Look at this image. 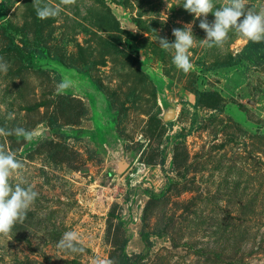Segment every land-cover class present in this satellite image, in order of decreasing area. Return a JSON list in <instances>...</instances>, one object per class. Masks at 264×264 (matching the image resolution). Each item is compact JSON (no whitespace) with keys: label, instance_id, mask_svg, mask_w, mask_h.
Wrapping results in <instances>:
<instances>
[{"label":"rangeland","instance_id":"obj_1","mask_svg":"<svg viewBox=\"0 0 264 264\" xmlns=\"http://www.w3.org/2000/svg\"><path fill=\"white\" fill-rule=\"evenodd\" d=\"M42 2L60 14L0 0V127L33 133L0 146L38 193L0 264H117L125 239L128 264H264V63L223 66L249 40L209 48L195 20L184 72L157 42L194 20L183 0Z\"/></svg>","mask_w":264,"mask_h":264},{"label":"clouds","instance_id":"obj_2","mask_svg":"<svg viewBox=\"0 0 264 264\" xmlns=\"http://www.w3.org/2000/svg\"><path fill=\"white\" fill-rule=\"evenodd\" d=\"M63 5H73L76 0H61ZM183 8L194 16V20L184 24L182 28L172 29L174 42L165 37H157L162 50L174 51L172 63L184 72H188L192 65L189 59V49L196 43L193 35L195 20H199V28L206 33L201 43L211 48L222 46L228 39L229 33L234 32L247 40L259 43L264 42V8L257 10L250 6L247 0H227L225 5L217 7L213 0H183ZM33 7L39 19L55 18L60 14V8L53 7L42 0H33ZM214 21L209 23V14ZM8 65L0 57V71H7ZM70 82L61 81L58 90L69 87ZM9 115V119H11ZM0 135L22 136L26 141L33 139V133L23 127L6 129L0 127ZM24 167L22 161L16 158L15 153L6 151L0 146V234L7 235L17 223H23L30 206L38 198V193L31 186H21L10 183L13 172ZM77 234L66 232L59 241V246L73 253L83 252L84 249L77 244ZM112 264V262H108Z\"/></svg>","mask_w":264,"mask_h":264},{"label":"trees","instance_id":"obj_3","mask_svg":"<svg viewBox=\"0 0 264 264\" xmlns=\"http://www.w3.org/2000/svg\"><path fill=\"white\" fill-rule=\"evenodd\" d=\"M245 62L253 64L254 66L264 63V42L254 43L248 41L241 53L236 57H233L229 63H226L223 66L243 65ZM194 94L196 95V92H194ZM127 243L128 241L125 239L121 246V254L117 264H128L127 257L124 253Z\"/></svg>","mask_w":264,"mask_h":264},{"label":"water","instance_id":"obj_4","mask_svg":"<svg viewBox=\"0 0 264 264\" xmlns=\"http://www.w3.org/2000/svg\"><path fill=\"white\" fill-rule=\"evenodd\" d=\"M174 117V111L173 110H169L168 113L166 114V118L170 119ZM129 164L128 162H126L125 160H123L120 163H116V170L115 172L119 175H121L127 168H128Z\"/></svg>","mask_w":264,"mask_h":264},{"label":"flooded vegetation","instance_id":"obj_5","mask_svg":"<svg viewBox=\"0 0 264 264\" xmlns=\"http://www.w3.org/2000/svg\"><path fill=\"white\" fill-rule=\"evenodd\" d=\"M123 161V159H121L120 161H118L117 163H120V162H122Z\"/></svg>","mask_w":264,"mask_h":264}]
</instances>
